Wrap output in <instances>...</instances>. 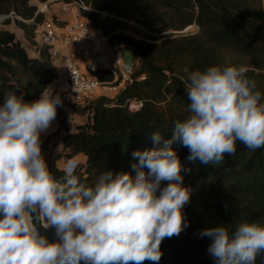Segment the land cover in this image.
Wrapping results in <instances>:
<instances>
[{
	"label": "clouds",
	"instance_id": "9594fccd",
	"mask_svg": "<svg viewBox=\"0 0 264 264\" xmlns=\"http://www.w3.org/2000/svg\"><path fill=\"white\" fill-rule=\"evenodd\" d=\"M246 73L234 65L190 72L184 81L190 115L173 123L171 138L154 133L157 146L134 151L132 171L108 170L91 185L75 162L58 178L42 153L41 133L55 120L61 97L50 88L32 102L7 93L0 103V264L158 262L162 241L187 227L182 209L191 198L173 144L213 166L235 155L237 142L264 148L262 93ZM41 228L54 229L55 239ZM200 236L211 238L216 264H256L264 254V224L254 221L234 231L218 224Z\"/></svg>",
	"mask_w": 264,
	"mask_h": 264
},
{
	"label": "trees",
	"instance_id": "16d2710c",
	"mask_svg": "<svg viewBox=\"0 0 264 264\" xmlns=\"http://www.w3.org/2000/svg\"><path fill=\"white\" fill-rule=\"evenodd\" d=\"M82 1L90 7L82 9V14L108 35L111 47L134 48L132 80L112 97L89 99V120L62 134L60 148L44 156L58 178L63 176V168L57 160L77 153L85 155L77 174L89 185L108 170L113 174L132 171L131 165L137 162L134 151L157 146L152 139L156 132L163 139L171 138L173 123L190 115L184 81L192 71L217 65L218 47L246 56L257 67L264 66V9L257 11L249 0ZM11 11L20 16L15 23L24 37L34 41V29L44 19L37 4L0 0V14ZM127 20L144 26L145 36L127 33ZM188 25L196 26L197 33L169 32ZM246 75L256 82L264 102V77L252 69ZM54 76L45 47L38 56H31L14 31L0 28V103L9 92L23 93L27 102ZM131 101L138 105L131 107ZM173 148L184 165L183 184L191 192L182 209L187 227L162 241L158 262L144 264H216L208 253L211 238L200 236L203 230L223 224L234 231L243 220L264 224V148L251 151L237 142L236 154H225L223 164L215 166L189 159V150L179 142ZM40 231L55 239L54 229ZM256 264H264V254L257 257Z\"/></svg>",
	"mask_w": 264,
	"mask_h": 264
},
{
	"label": "built area",
	"instance_id": "2783aa9c",
	"mask_svg": "<svg viewBox=\"0 0 264 264\" xmlns=\"http://www.w3.org/2000/svg\"><path fill=\"white\" fill-rule=\"evenodd\" d=\"M47 1H39L37 11L43 12ZM76 3L82 9H90L82 0H77ZM70 7L69 2L63 5L64 9ZM5 17L20 18L13 11L0 14V18ZM35 34L36 50L39 52L40 48L45 47L55 68V76L44 90L50 88L54 95L58 94L63 106H77L93 96L112 97L132 80L133 63L126 71L121 49L112 47L113 52H107L106 46H110L108 35L93 26L82 13H74L71 19L54 27L35 29ZM99 74H111L112 77L102 79ZM41 93L28 102L39 99Z\"/></svg>",
	"mask_w": 264,
	"mask_h": 264
},
{
	"label": "rangeland",
	"instance_id": "374dc122",
	"mask_svg": "<svg viewBox=\"0 0 264 264\" xmlns=\"http://www.w3.org/2000/svg\"><path fill=\"white\" fill-rule=\"evenodd\" d=\"M77 0H48L47 5L43 10L44 19L41 23H39L35 29L39 28H51L65 20H62L61 13L63 11H68L76 13V15L82 13V8L78 6L76 3ZM252 7L257 9V11H261L264 9V0H249ZM31 2L38 3V0H31ZM42 2V1H40ZM69 2L71 7L70 8H63L64 3ZM103 12L102 14H104ZM60 15V16H59ZM16 17H5L0 18V28H8L13 30L15 33L19 34L23 30L15 23ZM72 17H70L71 19ZM144 27V26H143ZM185 28V27H184ZM183 28V29H184ZM34 29V32H35ZM189 33H197L196 26H189L187 28ZM174 30H169L172 32ZM126 32L131 34L133 37H142L145 36L147 29L144 27H140L131 20H127ZM168 32V33H169ZM175 32V31H174ZM23 33V32H22ZM36 34H34L35 38ZM172 37L174 35H168ZM165 38L164 36L160 39ZM24 46L28 52V54L33 53L36 50V43L34 41L30 42L26 38L24 40ZM106 51L109 53L113 52V48L111 46H106ZM264 57V53H263ZM218 64L219 66H227V65H234V66H244L247 70L252 69L257 75H262L264 77V66L257 67L254 62L248 61V58L244 55H239L230 49H226L223 47H218ZM94 97V96H93ZM88 101L85 100L83 104L77 106H63L62 104L58 105L57 107V115L55 120L52 122L50 128L46 131L41 133V147L42 153L45 156L46 154L50 153L52 150L60 148V141L59 138L62 134H64L68 130H74L76 126L80 123H84L88 121L90 118V110L88 108ZM28 102V101H27ZM138 105L137 101H131L130 106L136 107ZM42 135L44 137H42ZM85 159V156L82 153H77L69 158L61 157L57 160V164L64 168V166L68 162H75L78 164L79 170H82V163Z\"/></svg>",
	"mask_w": 264,
	"mask_h": 264
},
{
	"label": "water",
	"instance_id": "95a60500",
	"mask_svg": "<svg viewBox=\"0 0 264 264\" xmlns=\"http://www.w3.org/2000/svg\"><path fill=\"white\" fill-rule=\"evenodd\" d=\"M189 26L190 25L186 26L184 29L174 30V31L184 32L187 30ZM121 53H122L123 66H124V69L127 71L131 67L133 60H134V48L130 45H125L122 47Z\"/></svg>",
	"mask_w": 264,
	"mask_h": 264
},
{
	"label": "crops",
	"instance_id": "0c3cea01",
	"mask_svg": "<svg viewBox=\"0 0 264 264\" xmlns=\"http://www.w3.org/2000/svg\"><path fill=\"white\" fill-rule=\"evenodd\" d=\"M37 4V3H36ZM61 15H62V20H68V19H70V17H72L73 15H74V11H73V14H72V12H68V11H63L62 13H61ZM60 16V15H59ZM9 30H11V29H9ZM13 31V30H12ZM23 32V31H22ZM22 32H20L19 34H17L16 33V35H17V37L21 40V42H22V44L24 45V40H25V37H24V35H23V33ZM29 41V40H28ZM25 47V46H24ZM38 54H39V52L37 51V50H35V51H33V53H30L29 55H31V56H38ZM48 86V85H47ZM42 137H44L43 135H42ZM85 156V155H84ZM85 160V159H84Z\"/></svg>",
	"mask_w": 264,
	"mask_h": 264
}]
</instances>
